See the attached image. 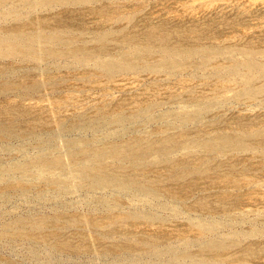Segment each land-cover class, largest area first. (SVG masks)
<instances>
[{"label":"rangeland","instance_id":"374dc122","mask_svg":"<svg viewBox=\"0 0 264 264\" xmlns=\"http://www.w3.org/2000/svg\"><path fill=\"white\" fill-rule=\"evenodd\" d=\"M263 7L0 0V264H264Z\"/></svg>","mask_w":264,"mask_h":264},{"label":"bare ground","instance_id":"6f19581e","mask_svg":"<svg viewBox=\"0 0 264 264\" xmlns=\"http://www.w3.org/2000/svg\"><path fill=\"white\" fill-rule=\"evenodd\" d=\"M258 6H260V5H258ZM258 6H256V7H258ZM258 8H260V7H258ZM261 9H262V6H261ZM263 9H264V7H263Z\"/></svg>","mask_w":264,"mask_h":264}]
</instances>
